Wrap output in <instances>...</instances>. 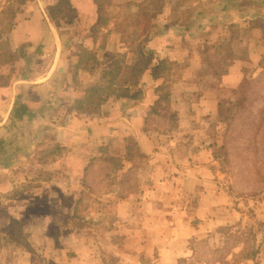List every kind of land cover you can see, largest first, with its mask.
<instances>
[{
	"label": "rangeland",
	"instance_id": "obj_1",
	"mask_svg": "<svg viewBox=\"0 0 264 264\" xmlns=\"http://www.w3.org/2000/svg\"><path fill=\"white\" fill-rule=\"evenodd\" d=\"M60 1L69 5L66 0ZM148 1L152 15L160 5L156 0ZM30 2L0 0V101L5 100L0 105L1 115L9 106L12 87L27 80L28 72L33 69L41 70L51 55L42 43L20 45L11 39L10 33L17 17L20 19V11ZM117 2L97 0L107 21L114 12L115 18L121 19L116 23L121 33L119 45L111 46L113 51L109 48L105 56L126 67L135 62L137 49L141 48L169 61L170 74L165 83L157 81L149 89V99L152 103L157 101L152 110H148L142 127L150 137V150L159 153L160 158L144 155L134 138L113 142L110 136L100 133L96 141L83 142L72 150L50 142L44 146L21 141L33 131L34 121L7 125V135L13 143L11 152L1 158L5 166H13L11 170L18 174L12 175L11 170L0 174V184L13 178L17 186L12 193L0 197V264H65L63 255H56L55 247H59L62 240L55 229L51 236L56 237L53 240L56 246L52 251H46L44 246H32L27 230L34 218H7L4 208L10 206L11 197L18 194L20 202L26 201L39 192L43 181H57L61 162L62 166H67V158L80 153L99 155L87 160L82 202L70 223V229L79 231L87 245L97 247V233L105 234L108 227L118 225L109 219L107 204L97 207L100 199L110 194H134L142 185L155 182L157 172L165 179V186L175 185L173 181L179 178L177 171L190 167L195 168L196 182L203 184L197 186L213 194L212 197L206 195L205 203L210 199V204L214 205L213 215L217 218L213 219H217L219 225H208L205 229L212 230L208 234L201 231L193 242V256L188 264H264V0H226L224 3L213 0L207 1L208 7L202 6L206 0H179L181 8L195 9L188 11L183 19L191 24L187 32L178 30L172 35L173 39L171 35L164 36L167 41L156 42L152 47L145 45L151 34L146 39V33L139 28V12L135 14L133 7H123L126 0ZM171 3L165 0L164 5ZM205 8H208V17L201 12ZM236 9L240 16H235ZM63 10L64 14H57L59 22L67 17L74 19L75 14H71L68 7ZM203 23L206 25L201 29ZM106 34L95 35L106 41ZM66 49L75 68L83 67L80 57L94 55L77 45ZM98 54L101 58L102 52ZM19 59L24 62L15 65ZM100 63L104 66L106 62ZM100 69L102 67L97 70ZM123 76L121 72L119 83ZM87 79L82 75L74 79L71 86L78 89L79 82L87 83ZM130 92L138 94V98L142 95L141 89L133 88ZM112 104L104 105L95 115L106 117ZM59 113L58 118L65 117L63 110ZM41 114L42 119L57 115L52 116L49 111ZM88 114L92 113L86 116ZM41 128L40 132L44 129ZM17 153L26 158L19 162L14 158ZM70 161L69 166L73 167ZM164 193L167 196L161 200L163 205L193 208L201 192L195 190L187 195L165 190ZM22 208L26 216L34 214ZM192 223L199 226L203 221L196 219ZM100 255L105 264L115 261L102 251ZM70 259L75 260L72 256ZM150 261L152 259L142 263L152 264Z\"/></svg>",
	"mask_w": 264,
	"mask_h": 264
},
{
	"label": "crops",
	"instance_id": "obj_2",
	"mask_svg": "<svg viewBox=\"0 0 264 264\" xmlns=\"http://www.w3.org/2000/svg\"><path fill=\"white\" fill-rule=\"evenodd\" d=\"M66 1L75 12L71 23H67L68 20L65 19L59 22V26H56L52 21L49 7L56 5L58 0H31L22 8L18 15L20 19L17 17L11 30V39L16 41V44L28 43L34 46L42 43L51 55L47 61L45 60L41 70L33 69L28 72L27 80H21L19 82L21 84L12 87V98L7 101L9 106L5 113L0 114V174L11 171L12 175L18 174L11 170L14 169L13 166L11 168L5 166L1 158L2 155L11 152L10 144L13 143L7 135V125L33 123V121V131L21 141L33 145L42 143L44 146L50 142L58 144L59 147L64 146L74 150L75 145L79 148L83 142H94L100 138V133H104L110 136L113 142L134 138L139 150L144 155H151L152 159L153 157H155L154 159L160 158L159 153L150 150V137L142 129L147 112L153 105L149 99L151 96L149 89L155 84V81L149 75H144L137 87V89H141L140 98H138V94L130 92L128 96L109 99L104 105L113 104L106 117L100 118L95 113L86 116V113L73 110L84 96L85 91L100 82L104 67L111 61L104 52H107L113 45L117 48L121 40V33L116 28L117 20L119 22L121 19L115 18L116 12L109 16L107 24L96 32L98 36L102 32L103 34L107 33L105 36L107 40L102 41L95 35L96 33H93L101 15L98 3H95L94 0ZM126 1L128 2L123 7H133L135 10L131 11L135 14L139 12L138 25L144 31L143 33H146L145 38L147 39L151 34V37L145 40L147 47H152L156 42L163 41L164 36L171 35L170 39H173L172 35H175L178 30H188L191 24L183 19L188 11H195L193 8L192 10H188V7L181 8L179 0H171L172 3L169 6L164 5L165 0H156L160 7L158 11L150 15L148 0ZM207 1L212 2L213 0H206L202 6L208 7ZM219 1L224 3L226 0ZM119 3H123L122 0H118L117 4ZM207 9L205 8L201 12L208 17ZM236 14L235 16H240L238 9H236ZM205 25L206 23H203L201 29ZM130 29L132 30V28ZM74 45L94 54L90 57L91 59L87 58V63L83 57H80L79 61L83 67H72V60L67 55L66 48ZM111 49L113 51V48ZM98 52H102L101 58ZM26 61H29V57ZM101 61L106 62L104 66H101ZM23 62L24 60L19 59L15 61V65ZM100 67L102 69L97 70ZM76 70H78L77 73ZM82 75L86 76L88 81L87 83L79 82L81 87L75 89L71 86V82ZM83 84L85 86H82ZM2 100L0 105L4 104L5 100ZM62 110L65 112V117L58 118L59 112ZM43 111H49L52 116H55L56 113L57 115L54 118L49 116L42 119ZM39 125L44 128L42 133L39 131V128L42 129ZM16 155L14 158L19 162L26 158L21 157L19 153ZM97 156L99 155L89 156L82 153L70 156L66 161L67 166H62L64 163L61 162V167L57 168L58 180L54 183L43 181L42 188L38 189L39 192L36 194L38 196H31L21 202L18 200L21 198L20 195L11 197L10 206L4 208L5 216L14 220L34 218L32 222H29L32 225H28V241L32 246L46 247V251H52L56 246L53 242L56 237L51 236L55 229V232L59 233L58 238L62 240L59 241L60 246L55 247L58 249L56 255L59 254L61 257L63 255L65 264H105L100 255L101 251L106 257L115 259L113 264H145L142 263L143 260L147 262L151 259L150 263L152 264H188L193 256V242L200 236L201 231L208 234L212 232L211 228L205 229L208 228V225L211 227H214L215 224L219 225V221L213 219L217 218L213 215L214 205L210 204V199L209 203H205V200H208L206 195H209L210 192L197 186H203V184L196 182L198 179L195 177V168L183 167L177 171L179 178H177V182L173 181L175 185L172 183L165 186L163 184L165 179H162L163 176L160 178L157 172L155 182L147 184V186L142 185L134 194L119 196L110 194L104 199H100V204L98 203L97 207L107 204L105 207L109 219L118 225L112 228L108 227L105 234L97 233V247L95 248L87 245V242H83L79 231L70 229V223L77 212V207L82 202L81 198L85 190L83 180L87 174V163H89L87 160ZM116 156L114 155V157ZM69 161L74 164L73 167L69 166ZM16 188L13 178L8 179L7 183L0 184V197L12 193ZM163 189L187 195L195 190L201 193L193 208L187 205L177 207L176 204L165 206L161 202L167 196ZM210 195L213 196V194ZM22 207L34 214L26 216ZM196 219L203 223L194 226L192 222ZM39 226L42 228L39 229ZM71 256L75 259L74 261L70 259Z\"/></svg>",
	"mask_w": 264,
	"mask_h": 264
},
{
	"label": "trees",
	"instance_id": "obj_3",
	"mask_svg": "<svg viewBox=\"0 0 264 264\" xmlns=\"http://www.w3.org/2000/svg\"><path fill=\"white\" fill-rule=\"evenodd\" d=\"M94 1L95 3L97 2V0ZM65 7H68L71 14H75L73 9H71V6L61 1L56 5L49 7V15L56 26H59L57 14H60V12L64 14L65 11L63 9H65ZM101 13L102 12H100V14ZM65 19L68 20L67 23L73 21V18L69 19L67 17ZM106 24L107 20L104 18L103 14H101L96 23L97 27L93 29V33H96L100 27H103ZM83 58L86 63L87 60L90 59H87L86 54ZM168 65V60L159 59L153 54L144 52L141 48L137 49L136 60L130 66L121 67L120 64L113 59L105 66L100 82L85 91L84 96L78 101L73 110L79 113L99 112L101 107L109 99H119L128 96L133 88L139 86L144 75H149L155 82L161 80L162 83H165L170 74ZM121 72H124V76L121 83H119L118 76ZM156 101L149 110H152Z\"/></svg>",
	"mask_w": 264,
	"mask_h": 264
}]
</instances>
